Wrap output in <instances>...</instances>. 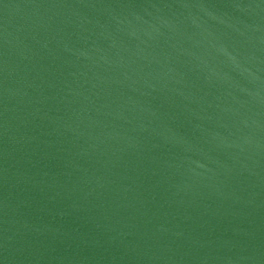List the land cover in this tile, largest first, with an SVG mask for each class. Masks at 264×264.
Masks as SVG:
<instances>
[{
    "label": "water",
    "instance_id": "obj_1",
    "mask_svg": "<svg viewBox=\"0 0 264 264\" xmlns=\"http://www.w3.org/2000/svg\"><path fill=\"white\" fill-rule=\"evenodd\" d=\"M0 264H264V0H0Z\"/></svg>",
    "mask_w": 264,
    "mask_h": 264
}]
</instances>
